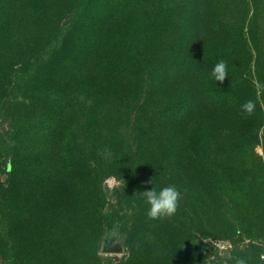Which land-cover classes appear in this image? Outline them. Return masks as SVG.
I'll return each instance as SVG.
<instances>
[{
  "label": "rangeland",
  "instance_id": "rangeland-1",
  "mask_svg": "<svg viewBox=\"0 0 264 264\" xmlns=\"http://www.w3.org/2000/svg\"><path fill=\"white\" fill-rule=\"evenodd\" d=\"M81 1L0 0V264H110L109 258L114 264H236L238 259L264 264V0H248L254 6L248 16L237 14L246 0H219L226 11L220 16L213 8L204 10V0L199 8L197 0H187L190 13L200 12L199 21L239 19L246 30L251 27L248 40L239 31L237 39H227L235 52V72L222 83H232L243 103L254 101L255 111L242 113L241 103L230 115L210 104L198 117L206 132L203 138L214 143L210 151L218 156L214 178L208 167L196 171V178L182 174L171 152L174 130L167 122L153 121L156 107L170 102L175 89L181 93L183 84L178 89L167 79L153 81V93L136 107L133 128L120 120V133L133 142L134 153L124 154L121 136L97 141L107 154H94L93 117L115 134L117 122L113 116L104 120L90 95L99 99L112 85L119 89L132 83L110 72L118 64L116 49L92 58L108 80L99 70L83 75L49 62L46 47L60 46L57 38ZM253 13L258 20L250 26ZM126 18L134 26L128 27L129 43L140 55L151 54L153 43L165 34L160 16L147 6ZM129 22L117 25V33ZM196 30L190 25V35ZM212 39L209 36L201 46H215ZM23 61L28 71L20 75L14 67ZM212 68L197 73L211 83ZM158 84L163 88L157 89ZM129 88L134 97L124 104L136 98L135 87ZM56 95L70 100L63 114L48 98ZM204 153L208 156L207 148ZM121 155L126 159L118 167ZM228 155L239 175L238 167L248 170L243 184L226 173ZM7 166L14 170L12 175ZM168 184L183 193L180 208L172 217L150 220L140 193ZM112 210L116 220L110 225L104 214ZM136 212L141 215L138 226L129 218ZM123 221L131 223V230L120 232ZM108 242L120 250L106 251Z\"/></svg>",
  "mask_w": 264,
  "mask_h": 264
},
{
  "label": "trees",
  "instance_id": "trees-1",
  "mask_svg": "<svg viewBox=\"0 0 264 264\" xmlns=\"http://www.w3.org/2000/svg\"><path fill=\"white\" fill-rule=\"evenodd\" d=\"M197 1L199 8L202 0ZM204 1L206 3L204 10L213 8L217 15L225 14V5L219 0ZM246 1L245 6L241 10L238 9L237 14L242 16L245 13L248 16L251 9H254L253 4L248 0ZM147 6L150 7L151 13L160 16V25L163 24L165 34L153 43L151 54L140 55L139 49L129 43V28L134 26L126 17L133 14L134 10H141ZM199 14L200 12L197 14L190 13L187 0H82L70 24L63 29L65 30L63 35L61 33L60 37L57 38L60 46L55 45L54 50L49 46L46 47L47 51L45 52L49 62H59V69L65 68L62 70L68 72L78 70L83 75L89 69L99 70L98 74L101 78L107 80L110 77L103 76V72L100 71L103 69H98L97 65H92V58L94 55H99L103 50L116 49L118 64L112 65L110 72L115 74L117 78H128L127 80L132 83L127 88L124 86L119 89L112 85L109 91L99 93V99L91 95L89 97L90 102L97 106L99 112H102L101 117H105L104 120L113 116L117 122L112 127L117 131L115 134L113 130L103 129L101 118L93 117L94 127L91 142L97 157H103L107 154V149L100 147L97 141L104 143L114 141L113 138L121 137L120 132H123L124 128L120 127V120L125 121V126L133 128L137 123L134 121L136 120V115L134 116L136 107L143 103V99L148 93H153L152 85L155 83L153 81L167 79L178 89L183 84L181 85L182 90L181 93H178V90L175 89L170 102L156 107L157 110L153 111L155 115L153 121L167 122L171 126V130H174L171 152L177 165L182 169V174L196 178V171L208 167L213 178L217 175L219 167L216 157L218 156L215 150L210 151L215 145L214 143H206V139L203 138L206 132H203L198 117L206 111L204 107L207 108L210 104L215 106V109L224 108L230 115H233L237 105L243 103L244 99L232 83L230 85L220 82L216 84L214 80L210 83L209 79L198 74L197 70L202 69L206 72L209 68L214 67L217 62L224 60L227 62L230 77H233L235 52L231 48V42L237 39L236 32L238 31L241 32L243 39L248 40L247 35L251 33V27L248 26L246 30L245 22L239 19H230L233 21L222 19L199 21ZM257 20L255 13H253L250 26ZM124 22H129V24L127 28H122L119 32L121 36H118L117 25L122 27ZM192 24L197 26L195 35L189 33V27ZM209 36L213 38L212 41L215 46L206 50L207 48L201 46V43L203 45ZM188 40L190 41L188 42ZM220 42H225V45H220ZM68 45H72L71 54L67 53ZM14 68L15 72L20 75L28 71L24 61L17 63ZM105 71H108V68ZM148 78H150L149 81H147ZM193 81L194 83H192ZM161 85L163 88V84ZM161 85L158 84L157 89L160 90ZM132 86L135 87V101L124 104L126 99L134 97V90L129 88ZM249 87L250 85L247 86V88ZM48 98L54 104L53 106L61 110L59 111L60 114L68 110L69 106L71 107L70 100L60 98L58 95L48 96ZM77 108L84 114H88L83 107L78 106ZM92 114L90 115L91 118ZM183 127H185L184 133H182ZM121 141L125 147L124 154L126 156L134 153L133 142L131 143L130 139L126 140L124 134ZM111 148L114 149L115 147ZM205 148L208 149V156L204 153ZM12 150L14 149L12 148ZM125 159L123 155L116 158L117 166L120 167V162L123 164ZM210 161H213V164ZM233 161V157L228 155L224 166L225 171L229 176L243 184L247 180L248 170L245 169L244 165L238 167V171L242 172L239 175L233 166ZM215 162L216 165H214ZM5 169L9 175L13 174L14 170H10L9 166ZM115 211L112 210L104 214L110 225L116 220ZM129 218L134 222V226H138L141 221V215L138 212L129 215ZM130 224L127 221L120 223V232L131 230ZM108 246L111 247L112 244L108 242ZM108 262L114 264V259L109 258Z\"/></svg>",
  "mask_w": 264,
  "mask_h": 264
},
{
  "label": "clouds",
  "instance_id": "clouds-1",
  "mask_svg": "<svg viewBox=\"0 0 264 264\" xmlns=\"http://www.w3.org/2000/svg\"><path fill=\"white\" fill-rule=\"evenodd\" d=\"M228 78V65L224 60L217 62L211 70L210 79L215 82H224ZM256 108L252 100H247L241 105V111L244 114L251 115ZM147 183L151 184V180ZM148 205L147 217L150 220H158L174 216L180 208V202L183 199V193L175 184H168L157 190L152 187L140 193ZM260 259L264 260V253H261ZM236 264H245L243 259H238Z\"/></svg>",
  "mask_w": 264,
  "mask_h": 264
},
{
  "label": "water",
  "instance_id": "water-1",
  "mask_svg": "<svg viewBox=\"0 0 264 264\" xmlns=\"http://www.w3.org/2000/svg\"><path fill=\"white\" fill-rule=\"evenodd\" d=\"M105 250H106V251H113V252H116V251H119L120 248H117V247H109V248H106Z\"/></svg>",
  "mask_w": 264,
  "mask_h": 264
}]
</instances>
